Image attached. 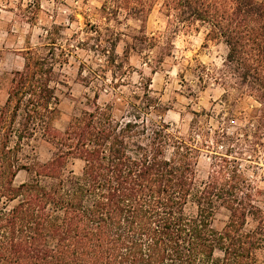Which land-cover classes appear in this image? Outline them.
Segmentation results:
<instances>
[{"label": "trees", "instance_id": "obj_1", "mask_svg": "<svg viewBox=\"0 0 264 264\" xmlns=\"http://www.w3.org/2000/svg\"><path fill=\"white\" fill-rule=\"evenodd\" d=\"M41 1L30 2L33 19ZM157 5L168 20L165 31L142 28L130 36L119 29L122 16L144 26ZM98 15L104 27L88 20L70 36L68 26L51 22L39 44L21 51L22 69L0 74V85L7 83L0 108V264H264V188L243 169L263 147L264 0H103ZM201 29L228 51L219 69L198 63L200 86L214 80L223 89L226 119H239L244 99L257 103L233 132L194 119L182 135L165 122L169 109L145 77L129 93L120 89L134 69L131 56L155 73L175 56L176 34ZM123 36L131 40L120 55ZM77 49L103 61L86 76L80 65L85 81L110 72L112 83L110 92L103 89L107 100L100 101L98 86L60 130L61 67ZM37 137L51 157L24 161L25 144ZM203 154L210 170L199 184ZM75 159L80 173L70 167ZM21 171L28 177L16 183ZM220 207L229 219L217 229Z\"/></svg>", "mask_w": 264, "mask_h": 264}, {"label": "rangeland", "instance_id": "obj_2", "mask_svg": "<svg viewBox=\"0 0 264 264\" xmlns=\"http://www.w3.org/2000/svg\"><path fill=\"white\" fill-rule=\"evenodd\" d=\"M102 1L42 0L39 16L33 19V8L29 6L31 0H0V74H10L22 69L24 58L21 51L28 45L39 44V35L51 22L68 26L65 31L68 36L76 30H84L88 20L92 24L104 27L105 24L98 15ZM121 19L123 24L119 29L130 36L138 34L142 28L148 34L154 35L165 31L168 25L167 18L160 11V5L153 9L144 26L141 21L133 18L124 21L122 16ZM130 40L129 36H123V41L117 48L118 54L123 55L126 41ZM174 45L175 56L166 58L161 68L155 73H152L140 57L131 56L129 62L134 69L124 76L120 89L129 93L131 89H135L133 85L139 84L145 77L146 82H151L152 94L169 109L164 115L165 122L177 128L182 135H188L194 119L199 120L203 126L212 131L224 127L228 132H233L244 125L245 120L241 119V113H249L257 103L251 98L244 99L236 107L239 119L233 120L232 117L226 119L228 114L221 101L223 89L214 80H210L206 87H201L195 70L199 62L210 69L221 68L228 51L227 46L220 41L208 40L204 29L182 30L174 36ZM101 59L92 51L77 49L69 56V62L61 67L64 73L62 78L66 81V85L60 86L59 92L62 117L56 125L60 130L65 129L71 116L79 114L83 108L87 107V98H93L98 86L102 88L100 101L108 99L109 95H106L107 91L103 89L107 88L110 92L107 85L112 83L110 72L106 73V79L100 78L95 82L85 81L80 75V65H85L83 75H90V69H98L103 63ZM6 84L4 80L0 85V108L7 99ZM150 117L158 118L155 114ZM262 143L259 157L253 158L254 161L251 162L243 161V169L250 178L258 182L261 188H264V136ZM216 150L224 151L221 147ZM51 155L50 148L40 137L25 144L22 151L24 161H29L27 157L47 161ZM82 165L80 160L75 159L70 167L76 173H80ZM209 170L210 160L203 154L198 164L197 182L199 184L207 179ZM27 177L28 173L21 171L16 178V183L24 181ZM196 210L197 206L191 203L189 211L194 213ZM228 219L229 211L220 207L215 211L213 226L222 229Z\"/></svg>", "mask_w": 264, "mask_h": 264}]
</instances>
